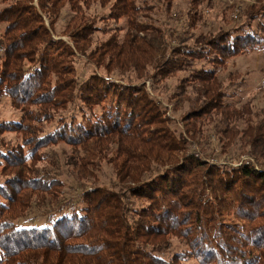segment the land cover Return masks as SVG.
Here are the masks:
<instances>
[{
    "label": "trees",
    "instance_id": "trees-1",
    "mask_svg": "<svg viewBox=\"0 0 264 264\" xmlns=\"http://www.w3.org/2000/svg\"><path fill=\"white\" fill-rule=\"evenodd\" d=\"M75 1L89 5L107 0H73V3ZM258 1V6H249L247 20L243 23L220 29L215 35L202 37L193 44L171 47L170 54L167 51L171 44L166 41L170 34H165L164 30L161 35L165 41L154 35L155 42L140 40L134 45V35L130 33L120 43L110 40L111 44L105 47L114 51L115 62L109 65L107 61L103 65L143 71L137 59L153 63L162 54L155 62L156 72L150 77L160 80L184 73L179 76L181 89L176 93L185 95L191 105L196 103L183 122L191 138L199 137L202 132V152L208 151L205 144H209V140L204 134H208L209 128L219 135L222 148L235 138L244 140L252 150L259 145L264 147V107H256L252 99L243 100L234 94L233 88L242 77L240 73L224 77L220 72L235 57L253 53L264 56V0ZM40 5L48 8L43 2ZM144 7L137 0H116L111 15L117 19L129 17L133 30L150 31L154 24L149 11L147 24L138 21ZM13 13L16 18L12 19L0 13L8 31L20 30L19 34L10 36L8 51L32 44V39L41 34L44 43L50 41L49 45H58L57 55L62 51L75 55L64 42L52 43L56 41H52L41 19V24H34L35 16L41 18L35 9L32 18L22 16L21 9ZM89 33V26L72 33L78 49L85 50L91 40ZM78 40H82V44ZM103 49L96 55H101ZM51 57L49 53H41L33 69H22L17 74L15 71L0 73V83L9 94H27L26 99H29L38 86L39 75L44 77L47 69L59 66L60 61ZM263 76L264 72L261 78ZM112 77L93 71L79 85L77 83L76 92L89 107L70 122L63 121L57 131L37 133L31 139L33 142L26 143L33 146L28 152L22 147L9 153L0 149V162L4 163L2 172L12 169L5 175L6 181L0 180V264H255L249 250L250 240L247 237L243 240L240 230L223 219L222 199L231 197L226 195L231 192L235 194L237 208L251 212L250 218H254L256 211H261L263 217L264 165L257 164L260 166L257 169L255 163L245 160L236 166H221L216 162L208 164L192 153L175 156L178 151H186L189 142L171 128L166 108L159 98L151 94L145 84L140 85V79L139 83L129 78L119 82ZM189 85L192 92L187 90ZM259 87L264 97L263 80ZM55 89L57 86L50 97L55 96ZM234 97L238 100H232ZM41 101L49 102L44 98ZM106 104L110 106L105 108ZM59 139L84 148L89 158L84 154L82 163H94L95 158L105 157L115 145L116 151L109 158L113 164L114 174H111L116 177L115 185L121 189L90 184L68 197L58 190L63 186L61 178H48L44 174L31 179L25 177L20 168L36 158L40 147ZM158 165L167 168L155 171ZM149 173L151 175L145 176ZM91 174L80 171L76 179L81 181ZM128 182L130 184H125ZM25 189H35L28 200L23 196ZM133 198L138 201L136 204ZM215 202L221 203L220 206ZM33 204L41 212L37 222L26 217ZM21 205L27 207L25 213L20 210ZM225 226L230 227L229 231L224 230ZM189 229L196 232L191 233ZM253 233L252 243L262 252L257 263L264 264V222L254 227ZM171 234L183 235L194 249L192 255L196 262H187L180 253L164 255L169 249L165 246Z\"/></svg>",
    "mask_w": 264,
    "mask_h": 264
},
{
    "label": "rangeland",
    "instance_id": "rangeland-1",
    "mask_svg": "<svg viewBox=\"0 0 264 264\" xmlns=\"http://www.w3.org/2000/svg\"><path fill=\"white\" fill-rule=\"evenodd\" d=\"M42 2L45 6H48L47 9L40 5ZM137 2L143 7L145 6L142 8L143 12L139 16L138 21H143L147 24L149 22L146 17L148 11L151 15L154 26H152L150 31L147 29L145 31L133 30L130 27L129 17L127 16L119 19L114 18L111 14L116 0L95 1L89 5L79 1L73 3V0H0V13L2 11L3 15L8 14L7 17L10 19L16 18V13L13 12H16L17 9L22 10V16L28 15L32 18L34 17L33 12L35 9L41 15V18L35 16V19H33L34 24H41L39 22V19H41V22L48 27L52 41H56L52 43L55 44L57 41H62L71 47L75 54L72 56L71 53L62 51V53L57 55L58 45H49L50 41L44 43L41 40V34L40 37L32 39V44L28 42L29 44L23 45L25 46L23 48L18 49L16 47L13 52L8 51L7 47L11 43L10 36L14 33V35L19 34L20 30L11 31L9 29L8 31L5 19L0 16V73L5 74L6 72L15 71L17 74L22 69L26 71L33 69L36 66V58L45 52L53 55L51 58L55 61H60L59 66L47 69L44 77H41L40 73V79H36L38 74L34 77L38 86L29 99H26L27 94L23 96L18 94V92L13 95L9 94L4 88V84L0 83V149L2 148L1 150L9 153L13 149L22 147L25 152H28L33 147L30 144V142H33L31 139L37 133L57 131L59 127L61 128L63 121L70 122L74 116L78 117L77 115L81 112L84 113L89 106L84 105L79 98L75 86L77 83L79 85L81 80L93 71H97L99 74L105 73L113 76L112 78L118 79L117 81L119 82H124L128 78L136 81L140 79L141 82L138 81V83L140 82V85L145 84L146 89L159 98L166 108L171 128L177 134L187 138L189 142V148L186 151L176 152L175 156L192 153L200 158L202 157L208 164L216 162V164L221 166H236L245 160L255 163L257 169L260 167L257 164L262 163L264 165V147L259 145L252 150V147L246 145L244 140L239 141V139L236 140L237 138H235L232 143H228L227 147L222 148L218 140L219 135L212 128H209L208 134H204L208 136L207 140H209V144H205L208 151L207 153L202 152V139L204 141L202 132L198 135L199 137L191 138L185 131L186 128L183 122L196 103L191 105L185 99V95H180L181 92L176 93V90L181 89L179 85L182 80L179 76L184 75V73L178 72L160 80H152V77H150V74L156 72L155 62L162 54H159L153 63H145V59H137L136 61H140L139 66L143 71L136 70L133 67L118 69L103 65L107 61L109 65L113 64L116 57L114 51H108L105 46L111 44L112 41L120 43L124 38L128 37V33L134 35L132 40L133 44L136 45L140 40L142 42H151V40L155 42L154 35H158L165 41L163 35H161L162 30H164L165 34L171 35L166 38V41L171 44L170 49L167 51L170 54L173 50L172 48L182 43L193 44L198 39L202 40V37L207 38L215 35L220 29H229L243 23L247 20L246 12L249 6H258L260 1L137 0ZM153 6L156 9L152 10ZM9 9L15 10L9 12ZM29 9L33 10V12ZM83 26H89L90 33L88 36L91 38L86 43L85 50L78 49L71 38L72 33L82 29ZM110 40L111 43H108ZM78 41L82 44V40ZM101 48H104L102 54L96 55ZM224 67L225 69L222 68L220 71L224 77L229 73H240L242 75L233 88L234 94L236 93L235 95L243 100L252 99L256 107H264V97L259 90V86L262 84L261 77L264 72V56L260 53L258 55L256 53L241 55L229 60ZM134 83L138 84L137 82ZM56 86L57 89L53 93L55 96L50 97L52 90ZM183 86L185 87L184 83ZM187 90L193 91L191 85L187 87ZM43 98L49 100V102L43 103L41 101ZM232 100L238 99L234 97ZM104 106L107 108L110 104ZM94 108H98V106ZM28 141L30 142L27 145ZM115 151L116 146L113 145L106 152L105 157L95 158L94 163H82L83 155H87L84 148L78 147L77 144L68 140H54L47 146L40 147L35 153L36 158L27 161L20 168V171H23V175L28 179L43 174L48 178L51 176H55L58 179L61 178L63 186L58 190H60V194L68 197L74 196L77 192H80L79 190L90 184L113 185L112 187L115 186V189L120 190L121 188L115 185L117 184L116 177L111 174V172L113 173L111 170V165L113 166V164L110 163L109 159ZM0 163V180L6 181L7 176L5 175L12 169L4 166L7 169L2 172L4 163L3 161ZM166 168V166L158 165L155 171ZM84 170L92 174L86 179L77 180V173L80 174V171L84 172ZM148 175H151V173L145 176ZM203 176H205V173ZM34 192L35 189H25L23 196L28 200ZM219 193L221 194L222 192ZM226 195L231 197L222 199V204H225L222 207V217L226 222L233 224L234 228L240 230L243 240H247L246 237L250 240L249 250L252 252V259L255 264H260L257 262L261 260V249H258L252 243L251 238L255 234H252V229L264 222L263 213L256 211L254 218H250L251 212L247 213L241 208H237V203L234 201L235 194L228 192ZM202 201H205V198ZM136 202L138 201L135 198L134 203L136 204ZM216 204L220 206L221 203ZM21 207L20 210L25 213L27 207L24 208V205H21ZM40 214V210L33 204L28 210L26 217L32 218L33 222H37V216ZM258 214H260V217H258ZM243 215H247V218H242ZM190 228L192 229V227ZM191 229H189L191 233L196 232ZM228 229L230 227L225 226L224 230L229 231ZM182 230L185 231L183 228ZM168 238L170 239L168 246L162 245L165 246V249L169 248L164 254L165 256L168 254L169 257L171 254L180 253L185 256L187 262H196L195 257L192 255L194 249L183 238V235L171 234Z\"/></svg>",
    "mask_w": 264,
    "mask_h": 264
},
{
    "label": "built area",
    "instance_id": "built-area-1",
    "mask_svg": "<svg viewBox=\"0 0 264 264\" xmlns=\"http://www.w3.org/2000/svg\"><path fill=\"white\" fill-rule=\"evenodd\" d=\"M262 80L264 81V76H263Z\"/></svg>",
    "mask_w": 264,
    "mask_h": 264
}]
</instances>
